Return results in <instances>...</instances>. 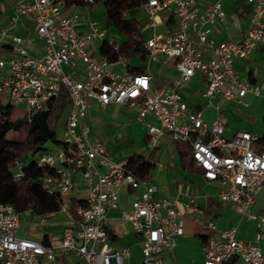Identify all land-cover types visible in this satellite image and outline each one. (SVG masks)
<instances>
[{
    "label": "built area",
    "instance_id": "obj_1",
    "mask_svg": "<svg viewBox=\"0 0 264 264\" xmlns=\"http://www.w3.org/2000/svg\"><path fill=\"white\" fill-rule=\"evenodd\" d=\"M252 9L251 27L239 41L216 43L210 27L224 22L222 0L209 4L199 13L195 0H145L141 9L149 18L152 34L145 39L148 65L174 64L178 70L175 86L189 82L197 72L206 81L205 98L242 99L259 93V87L239 75L235 62L249 58L259 46L264 48V0H247ZM94 0H26L18 4L16 17L26 15L36 25L44 41L40 56L29 53L24 39L12 38L8 50L0 46V93L28 115L45 110L65 93L69 113L62 146L47 150L36 158L39 167L52 172L43 178V187L62 200V212L69 224L55 244H45L18 236L21 214L0 202V264H42L58 256L74 254L87 264H127L129 249L111 244L109 217L120 209V193L127 188L133 200L122 217L142 237L143 260L138 264H165L160 258L165 248H174L184 235V214L176 202L156 199V186L142 179L124 164L111 160L104 143L92 139L86 126L90 103L139 106L137 121L152 116L158 126L147 124L154 136L172 134L190 145L193 164L203 178L219 186L217 198L240 209L242 216L256 221V241L236 238V229H219L214 221L205 224L204 264H224L240 258L245 264H264L259 241L264 239V215L251 211L264 189V147L255 148L257 135L239 131L225 135L220 105L217 117L207 122L202 109L189 111L181 93L152 90L147 73L120 74L108 58L101 56L100 44L107 41V29L98 21L83 19L79 9ZM170 10L176 20L174 30L157 32L163 11ZM15 17V18H16ZM14 20V19H13ZM118 49V44H116ZM212 56L203 60L205 53ZM118 62L126 63L120 56ZM18 162L14 177H22ZM79 174L87 184L85 206L72 210L70 196L78 187ZM29 213V212H28Z\"/></svg>",
    "mask_w": 264,
    "mask_h": 264
},
{
    "label": "crops",
    "instance_id": "obj_2",
    "mask_svg": "<svg viewBox=\"0 0 264 264\" xmlns=\"http://www.w3.org/2000/svg\"><path fill=\"white\" fill-rule=\"evenodd\" d=\"M25 1L0 0V46L8 50L12 38L18 36L24 39L31 55L40 56L44 50V41L36 33L35 22L26 15L16 17L18 4ZM195 1L197 11L203 13L209 4L216 0ZM222 4L226 13L225 21L209 26L210 34L217 44L223 41H239L251 27V6L247 0H222ZM145 18L141 22L146 24L145 34L149 37L152 30L149 27V18L146 14ZM159 22L157 32L174 30L177 27L176 20L170 10L161 13ZM120 41L121 36L119 35V38L114 42L119 44ZM101 46L102 44H100V48ZM211 56L212 53L208 51L203 56V60L208 61ZM112 68L120 74H150L153 91L171 90L181 93L187 102L188 110L202 109L205 120L209 123L218 115L214 106L220 105L227 137H232L239 131H248L259 138L258 142L254 143V147L259 149L264 147V48L261 46L257 47L249 58L235 62V68L239 75L259 87V93L249 92L240 100H225L222 97H217L211 106H208V100L204 96L206 81L202 72H197L186 84L175 86L178 70L174 64L148 65V59L146 62H142L139 58L134 57L127 58L125 64L117 62L112 65ZM138 111V105L110 104L101 106L96 101H92L85 124L90 130L91 138L99 139L104 143L107 155L111 160L125 165L131 158H140L153 164V169L147 175L146 180L156 186L154 197L175 201L176 207L184 214V235L177 240V245L174 248H165L161 252L160 258L164 263L204 264L203 243L207 235L205 224L210 221H214L222 230L236 229L238 240L255 242L256 221L243 217L240 209L233 204L221 202L217 198L219 186L206 181L201 170L193 162L189 168L183 167L180 152H190V145L178 141L170 133L159 136L150 134L147 124L158 126V122L152 116L148 117L145 123L138 122L136 119ZM68 113L69 104L59 117L56 126L62 122V127L65 128ZM75 179L79 181V185L70 196L71 207H73L72 199L85 200L89 188L79 174L75 175ZM132 200L129 190L123 188L120 193V209L108 214L109 229L116 236L115 240H111L112 246L118 250L128 248L130 251L125 262L138 264L144 258L142 237L137 235L131 224L122 217L123 212L130 209ZM251 211L264 215V189L258 194ZM57 213L45 216L28 214L40 219ZM68 224L69 218L68 222L62 225L58 231L49 232L39 239L31 240L44 243L47 236L49 242L55 244ZM18 236L25 238L19 234V229ZM259 245L264 256V239L259 241ZM82 262L85 261L74 254L58 256L55 261L42 260V264H82ZM224 264L245 263L240 258H235Z\"/></svg>",
    "mask_w": 264,
    "mask_h": 264
},
{
    "label": "trees",
    "instance_id": "obj_3",
    "mask_svg": "<svg viewBox=\"0 0 264 264\" xmlns=\"http://www.w3.org/2000/svg\"><path fill=\"white\" fill-rule=\"evenodd\" d=\"M145 0H94V4L105 6V17L109 27L117 31L121 41L116 49V42L107 40L100 48L101 56L116 64L120 56L139 58L142 62L148 59V50L145 48L146 24L136 18L126 16L127 12L141 9ZM144 72V71H142ZM7 96L0 93V202L9 204L22 215L28 213L33 216H45L62 210L63 200L54 193L51 194L43 187V178L52 170L49 167H39L36 161L38 155L49 150L48 144L62 146V141L56 137V123L69 104L65 93L47 109L36 111L28 115L22 108L12 103L5 104ZM13 131L25 133L26 142L11 141L5 134ZM264 140V138H263ZM188 144V143H187ZM183 167L192 164L189 151H181ZM18 162H22V177L16 180L14 169ZM125 167L142 179H146L153 164L140 158H131ZM73 207L85 206L84 200L72 199ZM110 239L116 236L110 232ZM45 244H50L46 236Z\"/></svg>",
    "mask_w": 264,
    "mask_h": 264
},
{
    "label": "rangeland",
    "instance_id": "obj_4",
    "mask_svg": "<svg viewBox=\"0 0 264 264\" xmlns=\"http://www.w3.org/2000/svg\"><path fill=\"white\" fill-rule=\"evenodd\" d=\"M83 19L87 21L93 20L98 21L102 24L103 27L107 29V40L114 41L119 38V34L117 31L113 30L111 27L107 25L106 17H105V6L100 3L91 4L86 8L81 7L79 9ZM129 18H136L137 20L143 21L145 20V12L142 9H138L137 11L127 12L126 14ZM11 102L9 99L5 101L6 105H9ZM56 129V137L57 140L63 141L64 137V129L62 127V122H59L58 125L55 127ZM5 138L11 141L17 142H26V135L25 133H17L10 131L5 134ZM55 145L53 143L48 144V148L50 150H55ZM68 222V218L64 213H57L48 218H36L30 216L28 213H24L21 215L20 220V228L19 234L28 239H39L44 234L49 232H56L62 225ZM82 264H87L82 262Z\"/></svg>",
    "mask_w": 264,
    "mask_h": 264
}]
</instances>
